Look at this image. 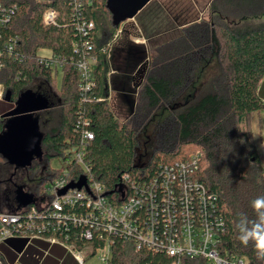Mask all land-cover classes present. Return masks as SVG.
<instances>
[{
    "label": "trees",
    "instance_id": "trees-1",
    "mask_svg": "<svg viewBox=\"0 0 264 264\" xmlns=\"http://www.w3.org/2000/svg\"><path fill=\"white\" fill-rule=\"evenodd\" d=\"M0 2L14 8L10 21L0 28V46L17 37L14 51L24 56L19 61L3 53L6 64L0 70V80L5 84V92H10V100L9 107L2 112L13 107L24 91L36 92L33 84L37 79H41L37 86L49 101L48 107L38 115L46 164L31 165L34 171L44 167L46 172L35 187L37 194L42 195L43 187L61 174L64 165L55 168L50 164L51 159L58 157L63 164L78 146L83 127L94 133L87 147L92 174L111 194L121 186L125 173L147 179L160 164L198 154L199 178L217 194L219 209L226 220L219 247L221 253L245 257L250 264H264L257 260L251 245L246 247L240 243L236 228L241 213L254 217L251 202L264 196V166L251 131L242 128L251 112L264 107L259 95L264 77V22L238 23L264 15V0H214L209 20L186 23L180 34L152 46L134 106L124 120L109 105L108 47L121 23L115 24L108 0ZM48 8L57 11V24L44 23L43 14ZM81 20L94 22V28L85 35L77 29V22ZM85 38L91 41L97 56L95 85L88 91L80 88L74 62L64 66L59 78V71L42 66L37 58L39 49L49 48L55 55L77 59L80 53L74 43L82 44ZM213 54L217 56L216 72L194 98L179 108L173 107L194 82L203 61ZM162 107L168 108L170 114L156 125L152 152L142 163L139 151L143 143L139 136ZM84 119L88 122L84 123ZM6 121L0 115V133ZM0 160L8 162L2 155ZM33 205L35 202L28 207ZM56 235L64 240L63 235ZM75 244L82 248L90 242ZM169 262L164 255L138 252L131 243L119 240L108 264ZM182 264L208 263L199 258H186Z\"/></svg>",
    "mask_w": 264,
    "mask_h": 264
},
{
    "label": "built area",
    "instance_id": "built-area-1",
    "mask_svg": "<svg viewBox=\"0 0 264 264\" xmlns=\"http://www.w3.org/2000/svg\"><path fill=\"white\" fill-rule=\"evenodd\" d=\"M13 12V7L0 2V28L10 21ZM57 17V11L48 8L43 21L46 25L57 24ZM93 28L92 21L77 22L78 31L84 35ZM17 41L14 37L0 46V70L6 64L4 52L19 61L24 57L14 51ZM74 47L80 53L74 60L55 55L49 48L39 49L37 58L42 66L57 71H62L69 61L74 62L80 88L88 91L95 85L97 56L87 38L82 44L75 42ZM0 89L2 101V84ZM80 131V142L61 164V174L43 189L44 205L40 207L37 201L14 212L0 211V241L44 237L65 245L79 264H85L91 253L94 256L98 251H102L100 257L108 264L119 240L131 243L138 252L164 255L168 264H182L186 258H199L208 264H250L245 257H229L220 251L226 220L217 194L199 178L198 154L160 164L147 179L125 173L121 186L111 194L104 183L94 178L87 158L94 133L87 127ZM56 233L63 235L64 240ZM78 241L90 244L78 248Z\"/></svg>",
    "mask_w": 264,
    "mask_h": 264
},
{
    "label": "rangeland",
    "instance_id": "rangeland-1",
    "mask_svg": "<svg viewBox=\"0 0 264 264\" xmlns=\"http://www.w3.org/2000/svg\"><path fill=\"white\" fill-rule=\"evenodd\" d=\"M213 2L214 0H153L141 13L134 15L133 19L125 20L120 24L117 32V35L119 34L118 38L116 36L108 47L111 66L108 79L109 105L112 112L120 120H124L134 106L137 89L145 69L143 60L141 59L142 62L136 63L134 57L142 54L145 56L146 54L147 58V52L149 57V51L152 46L180 34L181 27L186 23L200 19L209 20L210 8ZM115 4L120 7L117 0ZM245 22L259 24L264 22V15L248 17L238 21L241 24ZM181 24L183 25L181 26ZM130 47L142 48L146 51L139 54L133 52L134 55H131L130 51H128ZM216 70L217 56L213 54L209 59L203 61L196 73L194 82L177 98L172 106L179 108L185 102L194 98ZM59 72L60 78L61 71ZM126 73L127 75H125ZM40 83L41 79H37L33 84L36 86L38 94L41 93L39 86H37ZM1 84L5 89V84L2 80H0ZM3 94H6L5 90ZM8 102L5 98L2 100L0 103V114L2 110L9 107ZM40 111H37L35 116L38 117ZM169 114L170 110L168 108H160L140 134L139 137L143 143L139 151L142 163L148 160L152 152L156 125ZM45 152V149H42L40 157L33 158L29 166L22 168H15L5 160H0V208L2 210H18L22 202V196L26 197L27 201H38L37 204L40 207L44 205L41 202L45 200V195H43L44 193L42 195L37 194L35 187L40 178L46 175V172L44 167L34 171L31 165L37 162L45 166ZM50 164L55 168H59L61 160L58 157H54L51 159ZM101 252L98 251L97 255L87 258L85 264H107L100 257Z\"/></svg>",
    "mask_w": 264,
    "mask_h": 264
},
{
    "label": "water",
    "instance_id": "water-1",
    "mask_svg": "<svg viewBox=\"0 0 264 264\" xmlns=\"http://www.w3.org/2000/svg\"><path fill=\"white\" fill-rule=\"evenodd\" d=\"M117 1L120 7L116 6V0H108V7L113 13L115 24L119 25L127 18L134 17L150 0ZM5 100H10V92L5 94ZM48 105V98L44 94L28 89L20 95L12 108L0 114L7 118L5 129L0 133V155L15 168L29 166L33 158L42 155L43 133L35 113L47 108ZM66 189L61 190L59 194H63ZM33 202L34 200L27 201L26 197L22 196L21 205L25 206ZM28 241V237H13L6 239L5 242L13 246L16 252L21 253Z\"/></svg>",
    "mask_w": 264,
    "mask_h": 264
},
{
    "label": "crops",
    "instance_id": "crops-1",
    "mask_svg": "<svg viewBox=\"0 0 264 264\" xmlns=\"http://www.w3.org/2000/svg\"><path fill=\"white\" fill-rule=\"evenodd\" d=\"M152 1L150 0L145 4L136 14L141 13ZM128 19H133V17L127 18L126 20ZM118 36L119 34L116 38ZM259 95L261 101L264 102V77L259 85ZM242 128L249 129L253 138L256 137L254 141L259 158L264 166V149H258V145L264 140V107L251 112L248 121L242 124ZM25 206L20 203L18 210ZM0 211L6 212L8 210H2L0 208ZM5 241H0V256L2 261L8 264H79L65 245L44 237L29 238L21 253L16 252L14 247Z\"/></svg>",
    "mask_w": 264,
    "mask_h": 264
},
{
    "label": "clouds",
    "instance_id": "clouds-1",
    "mask_svg": "<svg viewBox=\"0 0 264 264\" xmlns=\"http://www.w3.org/2000/svg\"><path fill=\"white\" fill-rule=\"evenodd\" d=\"M254 137L253 139H255ZM264 149V140L258 145ZM254 217L241 213L236 224L238 239L244 246L251 245L258 261L264 262V196L257 197L251 202Z\"/></svg>",
    "mask_w": 264,
    "mask_h": 264
},
{
    "label": "flooded vegetation",
    "instance_id": "flooded-vegetation-1",
    "mask_svg": "<svg viewBox=\"0 0 264 264\" xmlns=\"http://www.w3.org/2000/svg\"><path fill=\"white\" fill-rule=\"evenodd\" d=\"M128 51H130L129 53L131 54V55H134V53L133 52H135V53H141V52H144L145 53V51L142 49V48H135V47H133V48H129V50ZM130 59V58H129ZM134 61H136V63L137 62H139V61H141L142 62V60H143V63H145L144 65H145V69H144V71H143V73H142V75L144 76V74H145V71H146V69H147V67H148V63H149V57H148V52H147V58H146V54H145V56L142 54L141 56H137V57H134ZM142 59V60H141ZM130 65V64H129ZM128 73V72H127ZM127 73L125 74V75H127ZM143 76H142V78H143ZM12 108V107H11Z\"/></svg>",
    "mask_w": 264,
    "mask_h": 264
}]
</instances>
